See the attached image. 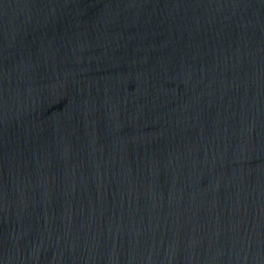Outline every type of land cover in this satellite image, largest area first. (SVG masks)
<instances>
[{"label": "water", "instance_id": "obj_1", "mask_svg": "<svg viewBox=\"0 0 264 264\" xmlns=\"http://www.w3.org/2000/svg\"><path fill=\"white\" fill-rule=\"evenodd\" d=\"M0 264H264V0H0Z\"/></svg>", "mask_w": 264, "mask_h": 264}]
</instances>
